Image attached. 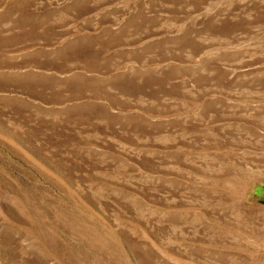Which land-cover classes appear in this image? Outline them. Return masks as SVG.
<instances>
[{
	"label": "rangeland",
	"instance_id": "obj_1",
	"mask_svg": "<svg viewBox=\"0 0 264 264\" xmlns=\"http://www.w3.org/2000/svg\"><path fill=\"white\" fill-rule=\"evenodd\" d=\"M0 264H264V0H0Z\"/></svg>",
	"mask_w": 264,
	"mask_h": 264
}]
</instances>
